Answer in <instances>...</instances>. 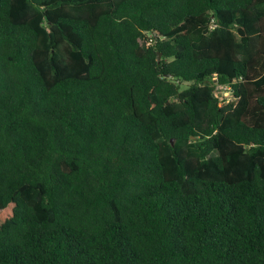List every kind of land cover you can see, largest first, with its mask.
<instances>
[{
    "label": "trees",
    "instance_id": "16d2710c",
    "mask_svg": "<svg viewBox=\"0 0 264 264\" xmlns=\"http://www.w3.org/2000/svg\"><path fill=\"white\" fill-rule=\"evenodd\" d=\"M0 264H264V0H0Z\"/></svg>",
    "mask_w": 264,
    "mask_h": 264
},
{
    "label": "rangeland",
    "instance_id": "374dc122",
    "mask_svg": "<svg viewBox=\"0 0 264 264\" xmlns=\"http://www.w3.org/2000/svg\"><path fill=\"white\" fill-rule=\"evenodd\" d=\"M186 87H187L186 84H183L181 86L182 89H184ZM215 92L220 96V100L223 101V102H227V101H230L232 99L230 91L228 89L217 87L215 89Z\"/></svg>",
    "mask_w": 264,
    "mask_h": 264
},
{
    "label": "water",
    "instance_id": "95a60500",
    "mask_svg": "<svg viewBox=\"0 0 264 264\" xmlns=\"http://www.w3.org/2000/svg\"><path fill=\"white\" fill-rule=\"evenodd\" d=\"M160 59V54H158V60ZM171 145H173V141H171Z\"/></svg>",
    "mask_w": 264,
    "mask_h": 264
}]
</instances>
